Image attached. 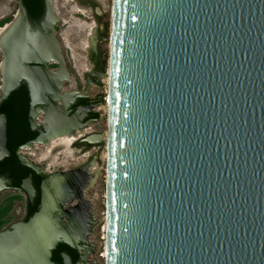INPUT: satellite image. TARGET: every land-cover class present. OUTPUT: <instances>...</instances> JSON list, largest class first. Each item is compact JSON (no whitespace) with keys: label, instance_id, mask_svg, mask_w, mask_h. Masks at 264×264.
I'll list each match as a JSON object with an SVG mask.
<instances>
[{"label":"water","instance_id":"1","mask_svg":"<svg viewBox=\"0 0 264 264\" xmlns=\"http://www.w3.org/2000/svg\"><path fill=\"white\" fill-rule=\"evenodd\" d=\"M108 79L107 140L80 141L106 143L105 264H264V0H113ZM52 217L0 234V264L69 241Z\"/></svg>","mask_w":264,"mask_h":264},{"label":"flooded vegetation","instance_id":"2","mask_svg":"<svg viewBox=\"0 0 264 264\" xmlns=\"http://www.w3.org/2000/svg\"><path fill=\"white\" fill-rule=\"evenodd\" d=\"M0 1L5 2L0 8V110L4 106L11 108L12 145L22 142L15 150V157L10 152L11 157L0 162V234L33 220L29 231L44 230L47 240L53 220H50V213L56 208L59 213L53 217L60 226L58 232L68 235L70 240L59 242L50 257L43 261L40 258L38 264H66L64 255L70 258L71 264H94L90 260L93 245L87 242V236L94 231L97 219L94 206L84 192L93 185L90 174L98 167L88 173L89 167L82 169L77 162L72 170L49 171L26 154H35L37 144L45 142L48 145L52 138L73 134L80 128H87L88 122L97 121L98 113L94 108L101 99L89 98L87 93L80 91L77 79L70 72L56 30L59 20L55 0ZM93 12L98 19L103 16L97 15L95 8ZM93 47L90 62L96 70L89 69L85 73L92 74L91 80L98 84L102 80L97 67V51ZM85 110L89 112L87 116ZM1 114L8 118L7 113ZM50 118L58 120L59 125L54 129L49 124ZM88 135L91 134L71 142V146L75 144L81 151L97 147L80 144ZM54 176L58 178L52 186L50 182L55 180ZM29 178L36 192L33 201L22 189ZM49 184L55 198H60L50 200L48 210H43L44 191ZM35 244L33 246L43 247L38 242Z\"/></svg>","mask_w":264,"mask_h":264},{"label":"rangeland","instance_id":"3","mask_svg":"<svg viewBox=\"0 0 264 264\" xmlns=\"http://www.w3.org/2000/svg\"><path fill=\"white\" fill-rule=\"evenodd\" d=\"M5 2L0 1V8ZM57 8V18L59 24L56 27L58 38L63 46L68 67L74 79H77L80 85V91L83 90L89 98L98 97L101 103L94 108L98 113V120L88 122L86 134H105L108 128L107 117V93H108V70H109V53H110V28L112 19L113 0H55ZM95 8L100 9L102 17L99 19L93 12ZM83 12L84 14H79ZM87 16L89 18H87ZM103 26V30H101ZM94 36V48L97 51L96 60L98 62V71L102 81L97 84L93 82L92 74L85 71H95V65L89 61V55L85 54L84 47L89 36ZM91 50V47H90ZM92 52V51H91ZM93 55V53H92ZM100 67V68H99ZM82 78V81H81ZM98 107H100L98 109ZM85 116L89 114L84 111ZM62 137V136H61ZM57 139V138H56ZM38 150L35 154H26L32 161L41 165L49 171L72 170V167L80 162V168H88V173L94 167L98 170L91 173L94 180L93 185L87 190L86 197L93 204L95 218L97 219L94 231L87 236V242L93 245V252L90 260L94 264H105L104 242L102 241V228L105 231V196H106V143L101 146L88 148L84 151L75 144L71 146L63 145L61 140H54L52 147H48L45 142L37 144ZM51 151V153H50ZM29 153H31L29 151ZM33 153V152H32ZM84 160H86L84 162ZM84 162V163H83ZM79 168V169H80ZM105 237V234H104ZM102 255V256H101Z\"/></svg>","mask_w":264,"mask_h":264},{"label":"bare ground","instance_id":"4","mask_svg":"<svg viewBox=\"0 0 264 264\" xmlns=\"http://www.w3.org/2000/svg\"><path fill=\"white\" fill-rule=\"evenodd\" d=\"M92 38H93V34L92 35H90L89 36V39H88V41H87V43H86V45H85V47H84V51H85V54L87 55H89V56H91V50H90V47H91V49H92V45L94 44H91L93 41H92ZM94 48V47H93ZM89 59H91L90 57H89ZM90 61V60H89ZM108 82H109V79H108ZM11 86H9V88H10ZM8 88V89H9ZM7 89V90H8ZM108 90H109V87H108ZM7 92V91H6ZM70 97V96H69ZM53 111H51V113H52ZM54 114V113H53ZM107 114H108V107H107ZM49 124H50V126H52L51 128H56L58 125H59V123H58V120H54V118H50V121H49ZM53 128V129H54ZM87 128H80V129H78L76 132H74L73 134H71V133H66V134H64V135H62V137L60 136V137H57V139L56 138H52L51 140H52V142L54 141V140H61V143L63 144V145H68L69 143H71V142H73V141H76L78 138H80L81 136H83L84 134H86V130ZM50 130H52V129H50ZM103 138V140L104 141H106L107 140V132L104 134V136L102 137ZM52 142H49L48 144H49V146L48 147H52ZM106 161H107V152H106ZM95 168V167H94ZM88 187V186H87ZM83 191V190H82ZM85 193V195H86V193H87V190L84 192ZM38 234L39 233H37L36 231L33 233V237H34V239H36L37 237H38ZM66 237H68V235H66V234H64ZM69 238V237H68Z\"/></svg>","mask_w":264,"mask_h":264},{"label":"trees","instance_id":"5","mask_svg":"<svg viewBox=\"0 0 264 264\" xmlns=\"http://www.w3.org/2000/svg\"><path fill=\"white\" fill-rule=\"evenodd\" d=\"M0 112H5L8 115L9 118V123H8V149L10 150V152L12 153L13 157H15V150L22 145L21 143H18L17 145L13 146L12 142H13V135H12V126H13V116L11 113V108L4 106V108H2L0 110Z\"/></svg>","mask_w":264,"mask_h":264},{"label":"built area","instance_id":"6","mask_svg":"<svg viewBox=\"0 0 264 264\" xmlns=\"http://www.w3.org/2000/svg\"><path fill=\"white\" fill-rule=\"evenodd\" d=\"M103 223H105V221ZM104 234H105V231H104V227H103L102 228V241L104 242V245H105V237H104ZM104 250H105V247H104Z\"/></svg>","mask_w":264,"mask_h":264}]
</instances>
